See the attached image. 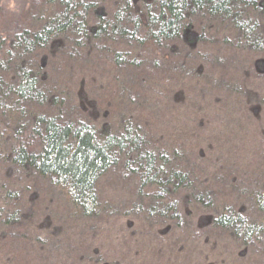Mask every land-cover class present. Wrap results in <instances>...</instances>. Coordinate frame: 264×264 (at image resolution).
Returning <instances> with one entry per match:
<instances>
[{"label": "trees", "instance_id": "obj_1", "mask_svg": "<svg viewBox=\"0 0 264 264\" xmlns=\"http://www.w3.org/2000/svg\"><path fill=\"white\" fill-rule=\"evenodd\" d=\"M26 16L0 30V264H264V0ZM122 218L128 260L100 245Z\"/></svg>", "mask_w": 264, "mask_h": 264}, {"label": "rangeland", "instance_id": "obj_2", "mask_svg": "<svg viewBox=\"0 0 264 264\" xmlns=\"http://www.w3.org/2000/svg\"><path fill=\"white\" fill-rule=\"evenodd\" d=\"M36 4V0H0V30L6 28L7 26L9 27H13L14 25L18 24L21 20H24L30 13L31 8ZM1 32V31H0ZM84 65V64H83ZM79 68V64L76 66ZM83 70L85 71V75L86 77L90 76L91 74H96L98 72L95 64H88L87 66L83 67ZM253 74V73H251ZM262 84L264 85V83L262 82ZM261 84V85H262ZM262 87V86H261ZM262 89H264V86L262 87ZM76 93V92H75ZM79 93L77 92L74 99V103H75V107H72L73 112L76 114V112L78 111L77 108H79L81 105L84 104V107L87 109L86 113L90 115V111L91 110V114L92 116H90L91 120H94V118H101L100 115H102L104 109L103 108V102L101 97L97 98V96L94 95V93L88 92V94L86 93L85 95V99H83L82 101L80 100L81 98H78ZM96 100V101H95ZM264 100V99H263ZM83 108V109H85ZM97 110H100V115L98 113H96ZM88 115V116H89ZM210 126V125H209ZM211 129V126L209 127ZM213 131V130H212ZM257 131L258 128H257ZM253 134L251 135V140L250 142L252 146H256L257 142L260 141L258 138L257 133L254 131L253 129ZM207 133V132H206ZM205 133V134H206ZM205 137H207L205 135ZM248 142V143H250ZM203 147V145L201 146ZM206 146L203 148L205 149ZM110 177V176H109ZM104 181V186L106 187V190L109 189V191H113L112 193H118V189L121 184H119L120 186H118V190L116 189V183L109 179ZM120 193V192H119ZM131 213V212H130ZM117 217H120V215H118ZM132 225H130L127 221V219L122 218L121 221H119L117 223V225H115V227H112V229L110 230V236L109 238L106 240H103L102 243L100 245H102L104 248L106 246V249L108 250H113L116 252V254L118 255V259H127L128 257H125L124 253H128L126 254L127 256H133L131 255L127 249H130L132 246L130 244V235L128 234L129 231H133L135 234L137 232L136 229H131ZM106 230L103 228L102 232H105ZM157 234L160 232V229H158ZM118 236L119 241H116V237ZM115 239L114 244H111L112 240L109 239ZM221 241V240H219ZM220 245H222V242H219ZM203 247V246H202ZM132 252V251H131ZM218 259L216 258V256L214 255V252L210 253L209 256H207V254L204 252V254L202 255V258L199 259L196 255L195 258V262H202V264H217Z\"/></svg>", "mask_w": 264, "mask_h": 264}]
</instances>
